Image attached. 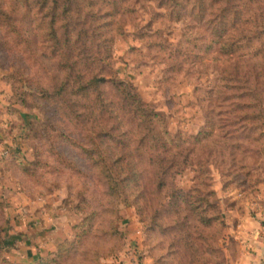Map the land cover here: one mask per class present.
Instances as JSON below:
<instances>
[{
  "label": "rangeland",
  "instance_id": "374dc122",
  "mask_svg": "<svg viewBox=\"0 0 264 264\" xmlns=\"http://www.w3.org/2000/svg\"><path fill=\"white\" fill-rule=\"evenodd\" d=\"M55 1L0 0V237L6 242L0 253L10 263L33 264L70 240L81 225L82 255H68L60 264H236L240 246L229 230L235 217L230 207L243 209L251 202L264 209V116L262 146L238 162L245 168L220 167L200 144L184 141L202 129L210 109H220L219 99L207 97L218 73L208 68L197 79L187 72L189 60L177 65L172 52L184 18L160 5L168 0ZM245 6L243 16L264 17V0ZM178 17L190 14L182 11ZM56 29L57 38L67 31L80 39L75 51L104 55L80 64L87 75L127 82L157 112L159 125L179 134L178 147L189 162L173 166L163 185L157 187L155 168L144 159L136 165L137 185L121 180L123 172L116 174L120 164L110 165L112 180L105 183L102 166L90 165L70 141L75 138L65 137L76 121L52 114L42 91L48 84L45 71L64 65L55 59L58 45L51 33ZM256 49L255 57L263 58L259 40L241 43L233 55ZM100 89L117 115H127L128 106L114 96L109 82ZM255 93L264 111V92ZM87 128L95 129L90 123ZM209 137L215 140V131ZM106 144L102 151H113L110 141ZM203 167L208 174H200ZM233 170L244 178L233 177ZM198 180L202 183L194 191ZM173 187L183 195L177 207L168 194ZM93 206L95 216L83 220Z\"/></svg>",
  "mask_w": 264,
  "mask_h": 264
},
{
  "label": "trees",
  "instance_id": "16d2710c",
  "mask_svg": "<svg viewBox=\"0 0 264 264\" xmlns=\"http://www.w3.org/2000/svg\"><path fill=\"white\" fill-rule=\"evenodd\" d=\"M251 1L256 0H168L160 3L168 9L169 14H178L175 18H184V30L172 52L178 56L177 65L181 66L185 60H189L190 70L187 72L196 74L197 79L208 68L218 73L217 81L209 89L207 97L211 101L219 99L217 106L220 109L216 112L210 109L202 129L194 137H184V141L200 144L202 150H205V156H209L222 168L236 163L239 168H245L238 162L246 160L245 155L249 156L262 146L260 139L264 111L260 108L261 98L255 92L256 89L264 92V54L263 58L255 57L259 54L256 49L250 54L233 55L234 52L237 53L236 49L241 43L251 44L254 40H259L260 44H264V17L253 19L242 15L248 8L245 5L248 6ZM182 11L190 14V17H178ZM64 26L60 27L63 29ZM51 34H55V43L58 45L55 59L64 65L45 71L48 84L42 91L51 101L52 114L60 113L72 122L76 121L72 124L75 130L64 135L67 139L75 138L70 141L88 156L90 165L102 166L101 174L105 183L112 180L110 165L120 164L123 169L116 174L120 176L123 172L121 180L133 181L137 185L136 165L144 159L154 166L158 187L163 185L165 176L173 166L180 164L179 162H189L188 154H182L178 147L181 141H178L179 134H171L166 126L159 125L157 112L148 106L138 91L128 89V83L121 79L87 75V69L80 64L92 58L101 59L104 56L101 52L75 51L79 38L73 40L67 31L58 35V38L57 29ZM104 41L105 39L103 43ZM85 42L86 40L82 44ZM105 82H109L116 90L114 96H118L128 106L127 115H117L114 108L108 105L100 89ZM87 123L95 129L87 128ZM214 131L215 140L209 137ZM107 141H110L113 151L108 149L103 152L102 146ZM23 169L28 170V167L23 166ZM234 170L232 176L242 180V173ZM202 173L208 174L206 167L200 169V174ZM247 173L249 172L245 171L246 175ZM199 181L202 183L201 180L194 181V191L197 183L200 184ZM212 192L211 188L207 189L208 194ZM168 194L176 207L183 200L178 187H173ZM94 208L96 206H93V212L85 213L83 220L95 216ZM79 226L80 229L74 232L70 240L48 256L38 258L33 264H60L68 255H82L79 249L82 248L86 234L85 229ZM5 245V240L0 237V250ZM95 254L94 251L93 256ZM0 263L20 264L8 262L2 253Z\"/></svg>",
  "mask_w": 264,
  "mask_h": 264
},
{
  "label": "crops",
  "instance_id": "0c3cea01",
  "mask_svg": "<svg viewBox=\"0 0 264 264\" xmlns=\"http://www.w3.org/2000/svg\"><path fill=\"white\" fill-rule=\"evenodd\" d=\"M249 203V207L243 209L230 207L237 218L234 217L229 230L238 239L240 246V254L235 263L264 264V209ZM35 239L36 236L32 238Z\"/></svg>",
  "mask_w": 264,
  "mask_h": 264
}]
</instances>
